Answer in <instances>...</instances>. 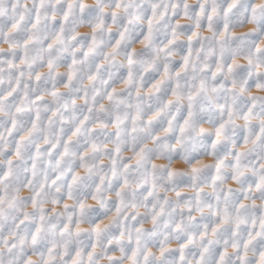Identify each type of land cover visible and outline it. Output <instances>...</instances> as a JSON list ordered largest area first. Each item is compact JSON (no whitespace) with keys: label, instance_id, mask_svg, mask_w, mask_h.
<instances>
[{"label":"clouds","instance_id":"clouds-1","mask_svg":"<svg viewBox=\"0 0 264 264\" xmlns=\"http://www.w3.org/2000/svg\"><path fill=\"white\" fill-rule=\"evenodd\" d=\"M0 264H264V0H0Z\"/></svg>","mask_w":264,"mask_h":264}]
</instances>
